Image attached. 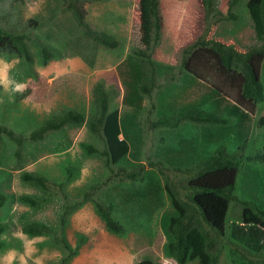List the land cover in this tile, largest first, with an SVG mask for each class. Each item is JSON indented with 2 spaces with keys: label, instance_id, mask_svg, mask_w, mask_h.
Returning <instances> with one entry per match:
<instances>
[{
  "label": "rangeland",
  "instance_id": "obj_1",
  "mask_svg": "<svg viewBox=\"0 0 264 264\" xmlns=\"http://www.w3.org/2000/svg\"><path fill=\"white\" fill-rule=\"evenodd\" d=\"M231 2L214 0L215 8L228 19L212 26L208 37L232 45L240 53L251 47L264 46V37L259 40L255 34L246 7L247 0H237L230 7ZM86 9L92 29L104 30L112 35L119 44L117 49L104 48L86 38L59 0H0V28L28 36L27 45L33 60L27 64L14 54L0 52V126L22 135L20 160L15 156L16 145L6 138L0 140V194L5 197L0 207V224L5 225L0 239L6 244L0 250V264H60L61 258L66 255L62 247H51L49 239L43 237H27L22 232V226L36 221L56 227L66 202L81 203L68 219L65 235L69 245L75 247L78 235L84 237L82 247L69 264H135L143 258H151L161 264H177L164 255V247L169 240L167 227L173 212L164 190V178L158 174L157 168L173 180H181L188 174L186 172L195 171L204 151L213 152L216 146L223 144L229 153L239 151L243 158L239 171L241 177L244 174L243 181L238 180L234 192L235 196L238 192L241 199V193L247 191L246 179L252 184L255 175L264 185V163L252 164L245 160L251 150L264 151V128L257 127L259 117L264 115V106L256 105L253 113L250 106L245 107L252 113L253 119L245 151L242 143L233 140V134L229 135L230 129L214 128L203 123H184L179 137L170 132L166 141L161 143L160 139L165 138L164 130H152L151 123L163 112L175 114L183 108L199 104L203 99L207 102L204 108H209L211 83L215 78L207 77L189 86L188 82H177V86L183 85L184 90L173 88L165 97L155 89L150 97L143 96L139 106L125 104L123 99L128 91L125 81H128L130 65H142L141 58L134 54V51L144 49L140 42L138 0L87 3ZM229 11L236 16L235 19L229 17ZM162 14L161 40L152 60L163 67H172L171 73H178L181 49L200 34L203 16L200 3L199 0H162ZM40 43L53 48L61 58L42 66L38 58ZM202 72L206 75L204 69ZM262 80L264 82L263 77ZM98 85L108 92L110 110L119 111L126 134L133 141L131 151L136 153L130 161L144 165L149 173L148 182L161 188L154 206L145 207L146 199L139 202L145 212L137 204L134 207L121 204L124 197L121 200L117 196L131 186L141 189L146 184L118 181V171L107 166L105 158L100 155L104 147L102 141L86 125L95 113L94 89ZM169 85L166 82L163 86ZM221 96L219 107L222 110L236 99L235 90L229 87ZM67 111L83 113L85 122L80 126L69 125L50 132L41 140L30 139V133L44 122ZM207 131L213 135L211 144H206L203 138V133ZM224 131L227 132L223 134ZM221 135H225L226 139H222ZM179 141H182L184 149L193 142L189 161L181 155V147L180 154L169 152V145L179 147ZM85 145L93 146L97 153L87 154ZM150 163H154L155 167H150ZM67 168L74 169L72 174L76 175L70 184L66 181ZM22 173L46 177L49 194L43 195L39 188L23 182ZM84 193H91L105 204L110 202L115 205L113 217L123 225L124 236L106 230L92 202L82 200ZM23 195L40 196L44 202L38 209L31 210L19 202V197ZM258 208L264 210V206ZM239 212L232 203L225 219L226 232L233 220H239ZM229 248L226 241L218 264H234L235 261L264 264V252L250 255L240 248L231 253ZM188 264L199 263L192 261Z\"/></svg>",
  "mask_w": 264,
  "mask_h": 264
},
{
  "label": "trees",
  "instance_id": "obj_2",
  "mask_svg": "<svg viewBox=\"0 0 264 264\" xmlns=\"http://www.w3.org/2000/svg\"><path fill=\"white\" fill-rule=\"evenodd\" d=\"M65 11L69 12L76 26L83 35L92 40L95 44L107 49H117V40L106 31H96L92 29L88 21V11L86 4L103 3L108 0H59ZM202 20L200 34L195 41L181 49V66L178 73H171L172 67H163L152 60L156 47L160 43L163 28V14L161 0H138L139 12V32L140 42L144 49L134 51L140 57L139 67L130 65L125 87L123 102L132 106H139L143 96L150 97L155 89L158 94L168 97L173 88L184 90V86L178 87L177 82H188L189 85L199 83L207 77L215 78L211 83V104L209 108H204L207 102L203 99L197 105H191L171 114L163 112L160 117L151 123V129L160 128L164 130L165 138L160 139L161 143L166 141V137L172 132L179 137V132L184 123L206 124L211 127H222L230 129L233 140L242 143V149L247 147L246 139L249 135V125L252 122L251 115L257 104L264 103V46L251 47L245 53L238 52L233 46L223 44L214 37H208L211 27L226 20L221 12L214 6V0H199ZM237 0H232L230 7ZM246 7L253 23L255 34L259 40L264 37V0H247ZM231 19L236 16L228 13ZM37 26V24H34ZM29 38L26 35L15 34L0 28V52L14 54L27 64H31L32 57L28 48ZM39 62L46 66L52 60H58L61 56L57 52L40 43L38 50ZM189 55V56H187ZM134 66V67H133ZM206 72V75L202 72ZM162 71V72H161ZM214 71V73H211ZM161 72V73H159ZM158 78V79H157ZM165 81L157 83V81ZM169 82V86H163ZM187 86V85H186ZM210 87V88H211ZM235 90L236 99L230 106H224V110L219 107L222 101L221 94H225L226 88ZM163 89V91H160ZM94 109L95 113L86 122L90 131L102 141L104 147L100 155L105 158L107 166L114 167L118 173L116 177L120 182L145 183L141 189L129 187L118 198L124 197L121 204L129 207L139 205L140 201L147 200L145 207H152L156 204L161 188L154 183L148 182V172L144 165L134 164L130 160L134 158L136 151H131L132 140L126 134L125 126L121 123L119 111L110 110V96L101 86L94 89ZM159 94V95H160ZM250 106V113L245 107ZM85 122L83 113L67 111L63 115L52 118L36 130L31 132L30 139L41 140L50 132H55L69 125L80 126ZM258 126L264 128V115L258 119ZM227 131H224L225 134ZM123 135V138L120 136ZM226 139L225 135H221ZM210 131L203 133L206 144H211L214 139ZM8 139L16 145L15 156L21 159L22 135L16 134L13 130L0 126V140ZM182 141L178 142L179 147L169 145V152L174 155L180 154ZM223 144L216 146L213 152L204 151L198 160L194 172L188 173L186 177L173 180L157 168L158 174L164 178V190L168 196L173 215L169 218L167 227L169 240L164 247V255L173 259L177 264H188L197 261L199 264H218L222 255L225 242L230 246V252H237L240 248L248 254H261L264 252V210L258 206H264V185L258 177L253 175V183L249 184L246 179L247 191L241 193L234 192L237 183L243 181L239 175L243 164L240 152L229 153ZM194 149L193 142L181 147V155L189 161V151ZM87 154L97 153L91 145H85ZM245 158L253 163H264V151L256 150ZM237 153V154H235ZM245 161V162H246ZM154 163H150L153 167ZM249 168L250 166L247 165ZM263 166V165H262ZM155 167V166H154ZM67 183L70 184L75 179L74 169L67 168ZM247 173V172H246ZM248 176V173H247ZM257 178V180H256ZM23 182L39 188L43 195L49 194V183L47 178L34 173H22ZM239 180V181H238ZM249 184V185H248ZM253 185V186H252ZM93 190V189H92ZM182 190V194L180 193ZM83 201H90L99 219L103 222L106 230L117 236H124L123 225L113 217L116 209L112 203H103L91 193L82 195ZM261 201V203H258ZM5 197L0 194V207L4 204ZM19 202L36 210L44 202L40 196L23 195L19 197ZM234 203L239 209V220L230 223L226 232L225 219L231 204ZM258 205V206H257ZM81 203L66 202L58 217L57 226H49L42 222H26L22 226V232L29 238L43 237L49 239L51 247H62L66 255L61 258L60 264H69L75 257L84 241L82 235H78L75 247H71L66 239L65 231L68 219L79 207ZM140 206V205H139ZM140 209L143 208L140 206ZM143 210L142 212H145ZM5 225L0 224V235L3 233ZM6 244L0 239V250ZM251 255V254H250ZM135 264H161L151 258H143ZM234 264H242L235 261Z\"/></svg>",
  "mask_w": 264,
  "mask_h": 264
},
{
  "label": "clouds",
  "instance_id": "obj_3",
  "mask_svg": "<svg viewBox=\"0 0 264 264\" xmlns=\"http://www.w3.org/2000/svg\"><path fill=\"white\" fill-rule=\"evenodd\" d=\"M200 3V2H199ZM161 8H162V0H161ZM139 13V12H138ZM163 19H164V17H163ZM23 35V34H22ZM28 37V36H27ZM29 38V37H28ZM217 41H219V40H217ZM219 42H221V43H223V44H225L224 42H222V41H219ZM227 45V44H226ZM232 46V45H231ZM237 50V49H236ZM238 51V50H237ZM239 52V51H238ZM246 51H244V53H245ZM258 106H264V103L262 104V105H259V104H257ZM255 111V110H254ZM263 116V115H262ZM252 117H254V116H252ZM261 117V116H260ZM259 117V118H260ZM252 124H253V119H252ZM257 124H258V122H257ZM258 128H259V126H257ZM82 247V246H81Z\"/></svg>",
  "mask_w": 264,
  "mask_h": 264
}]
</instances>
